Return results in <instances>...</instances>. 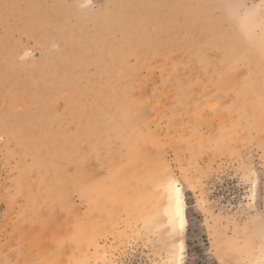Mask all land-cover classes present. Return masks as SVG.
<instances>
[{
  "label": "rangeland",
  "instance_id": "374dc122",
  "mask_svg": "<svg viewBox=\"0 0 264 264\" xmlns=\"http://www.w3.org/2000/svg\"><path fill=\"white\" fill-rule=\"evenodd\" d=\"M261 240L264 0H0V264H263Z\"/></svg>",
  "mask_w": 264,
  "mask_h": 264
},
{
  "label": "bare ground",
  "instance_id": "6f19581e",
  "mask_svg": "<svg viewBox=\"0 0 264 264\" xmlns=\"http://www.w3.org/2000/svg\"><path fill=\"white\" fill-rule=\"evenodd\" d=\"M153 180H154V178H153ZM151 181H152V179H151ZM162 182H163V180H162ZM161 186H162L163 203L161 205V216L162 217H161L160 222L163 220L161 225H163L166 228L167 235L172 238L173 236L175 237V236L179 235V233L183 230V227L186 223L184 207H183L182 190L174 181H170L169 179L166 182H164V184ZM160 190L157 191V193L159 192L158 195H160ZM153 195H154V193H153ZM154 199H156V198H154ZM154 199H153V201H155ZM158 202L159 201H156V205L158 204ZM151 206H153V205H151ZM153 210H154V208H153ZM155 212H156V210L153 211V213H155ZM148 213H151V211H149ZM156 213H158V212H156ZM157 215H159V214H157ZM151 216L156 217V214H154V216L153 215H151ZM263 243L264 242L261 240L260 244L257 246V250H258L259 255H261V258H262L261 260L263 261L262 263L264 264V244ZM81 249L83 250L84 248H81ZM176 249H177V251H176L177 255L181 256V254L183 252V243L181 241H177ZM68 253H70V252H68ZM96 256H98V255L96 254L95 257ZM61 257H63V256H61ZM91 258H92V256H91ZM104 258H105V256H104ZM62 260H64V259L62 258ZM96 260H97V257H96ZM102 260H103L102 264H104V259L101 258V261ZM105 260H106V258H105ZM65 261H66V259H65ZM108 262H110V260H108Z\"/></svg>",
  "mask_w": 264,
  "mask_h": 264
}]
</instances>
